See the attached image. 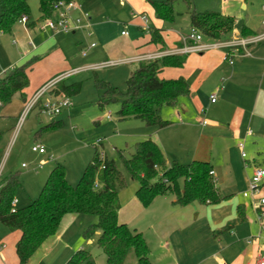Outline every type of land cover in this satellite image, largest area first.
<instances>
[{"label": "crops", "instance_id": "obj_1", "mask_svg": "<svg viewBox=\"0 0 264 264\" xmlns=\"http://www.w3.org/2000/svg\"><path fill=\"white\" fill-rule=\"evenodd\" d=\"M124 1L141 10L139 15L141 27L131 30L137 31L139 35L147 33L146 40H143L142 36L131 38L127 33L121 35V32H124L123 27L114 20L116 18L114 15L124 6L117 4L116 0H74L77 8L72 12H76L81 18L86 15L87 18L83 20L81 29L73 30L70 34L76 36L77 40H82L86 31L87 37L98 42L101 50L106 54L114 49V55H118L119 58L132 57V71L141 61H146L148 58L156 60L172 54L185 58L181 68H164L159 78L182 79L187 83L189 95L180 97L174 107L161 109V117L168 121L169 125L160 129L146 127V130L139 132L138 136L144 138L143 140L148 137L154 141L168 165L170 164L168 157L174 158L179 164H189L194 161L208 163L214 173L215 188L221 195L228 197L213 206L192 203L183 208L174 207L171 199L170 207L173 214L167 217L176 219L180 228L168 231V235L166 233L162 237L164 239L161 241L163 242L161 247L167 249L166 253L171 251L173 264H256L258 255L264 251V242L257 238L259 227L251 201L243 198L241 194L246 189L252 170L264 169V43L248 46V56L234 57L231 64L224 59L226 52L222 48L223 43L204 38L200 52L175 54V51L191 44L182 42L181 39L185 35L173 32L180 40L171 47L168 46L166 43L168 38L158 27L159 22L162 21L156 19L152 3H150L151 14L146 16L144 13L147 10L146 0ZM223 15L234 19L233 15ZM57 17L58 14L53 13L50 19L54 20ZM149 17L157 21V27H152L148 23ZM26 19L25 26L17 22L13 31L7 34L13 38L16 55L12 58L9 56L8 63L2 68L12 66L11 70L19 67L29 57L32 58L25 63L28 66L47 59L51 77L34 95L49 81L60 75H68L62 80L64 84H68L70 76L77 72L73 69L63 71L67 63L64 52L67 39L61 36L69 34L55 33L48 28L41 29L45 20L39 19V13L35 21H30L29 16ZM188 27L191 30L189 22ZM244 28L253 35L264 32L261 23L257 32L248 27ZM151 29L158 31L161 44L151 42ZM127 30L129 31V28ZM240 30L233 29L228 41L244 38L240 35ZM138 37L141 41H138ZM24 91L22 92L24 100L18 96L23 103H26L29 100L27 101ZM51 92L52 90L44 94L42 97L46 99L37 103L40 113L41 105L53 99ZM212 95L217 96L215 103L209 102ZM203 121L206 124L202 125ZM41 127L39 126L37 131ZM36 132L34 141L42 135H37ZM239 143H243L246 167H243L240 158ZM261 196L264 197V181L261 185ZM159 198L167 197L156 198L151 206ZM32 200H29V203ZM192 214L194 221H190ZM66 217L72 216L64 218ZM118 219L121 222L119 216ZM156 227L159 228L158 234L160 230L165 229L162 221Z\"/></svg>", "mask_w": 264, "mask_h": 264}, {"label": "rangeland", "instance_id": "obj_2", "mask_svg": "<svg viewBox=\"0 0 264 264\" xmlns=\"http://www.w3.org/2000/svg\"><path fill=\"white\" fill-rule=\"evenodd\" d=\"M146 1L148 2H146L147 10L143 12L149 16L150 3L158 0ZM172 1L174 21H162L158 26L164 31V36L168 38L166 43L170 47L180 40L173 32L185 36L190 33L184 1ZM191 2L195 10L200 13L217 12L233 15L234 30L237 31L242 27H248L257 32L260 29V23L264 20V0H191ZM116 3L124 6L114 15L116 16L114 20L123 27L122 30L131 38L142 36L143 40H146L147 33L139 35L137 31L131 30L141 27L139 22L141 10H137L124 0H116ZM28 5L29 20L35 21L38 18L37 0H28ZM69 14L73 20L80 19L82 28L85 19L78 16L76 12L71 11ZM148 23L152 27H157V21L152 18ZM70 33L61 36L67 39L64 49L67 63L63 71L71 69L77 71L67 82L68 84L80 83V92L69 98L70 106L52 119L40 113L37 104L23 116L28 102L23 103L18 95L0 109V184L8 176L18 174L19 185L14 197L16 209L26 206L29 200L38 196L48 173L56 164L64 168L66 181L74 187L94 155L96 142L100 141L97 145L100 155H105L107 160L113 161L123 177V186L117 187L120 221L130 230H135L142 235L149 247L150 260L153 264H173L174 258L171 251L166 253L167 249L161 247L163 243L161 241L164 239L162 237L168 231L180 228L176 219L167 217L173 214L170 207L173 197L159 198L151 207L142 209L139 203H135L137 201L134 198L138 183L131 180L123 166L122 157L127 159L134 151V144L143 141L144 138L138 136V133L146 130V127L135 119L120 120L116 115L120 107L118 103L108 104L103 110H99L96 106L99 93L95 87V80L108 82L124 92L125 81L133 69L131 65L133 58H119L118 55H114V49L106 54L101 50L98 42L87 37L86 31L82 40H77V37ZM12 39L9 35L0 34V77L12 67L2 68L8 63L7 58L16 55V45L12 43ZM138 41H141L140 37ZM92 44L95 46L90 48ZM132 49L134 50V46ZM31 58L29 57L20 65ZM49 70L47 59L27 68L29 84L24 91L27 101H30L34 93L51 77ZM45 99L46 97H42L39 100ZM107 114L110 115L109 120L106 118ZM56 122H60L61 126L43 133L34 141V134L39 126H50ZM33 146L42 147L44 154L40 156L32 153L30 149ZM167 159H170V163L178 162L174 158ZM161 221L165 229L160 230L158 234L159 228L156 226ZM190 221H194V214L191 215ZM96 222L95 217L86 215L63 218L57 233L43 243L28 264H65L77 251H84L90 255L89 259L82 264H106L105 255L97 246L98 233L95 232L87 238L83 237L85 230ZM18 235V232L11 231L0 224V264H18L14 251ZM135 263L134 252L130 251L124 264Z\"/></svg>", "mask_w": 264, "mask_h": 264}, {"label": "trees", "instance_id": "obj_3", "mask_svg": "<svg viewBox=\"0 0 264 264\" xmlns=\"http://www.w3.org/2000/svg\"><path fill=\"white\" fill-rule=\"evenodd\" d=\"M74 0H37L40 20L50 19L54 4ZM187 8L191 29L204 39L224 43L234 29L231 16L217 12H196L191 0H183ZM156 19L173 22L175 13L173 1L163 0L152 3ZM28 0H0V33L10 34L21 17H28ZM242 37L253 34L241 28ZM150 40L161 44L158 31L150 30ZM185 58L180 55H165L160 59L141 61L125 81V91L121 92L111 84L95 80L99 93L96 106L103 110L108 104L118 103L116 115L120 120L135 119L145 127L164 128L169 125L161 117V109L174 107L180 97L189 95L187 83L182 79L163 80L159 78L164 68H181ZM28 64L12 68L0 77V109L15 95L24 100L22 92L28 86L26 74ZM80 92V83L59 82L51 92L53 97L71 98ZM60 122L42 126L37 135L57 129ZM133 153L123 166L131 180L138 183L135 198L143 209L151 206L158 197L172 196V205L183 208L192 203L213 206L225 201V197L215 188L209 175L208 163L194 161L189 164L172 162L165 158L151 139L134 144ZM94 155L85 167L78 183L73 187L66 181L64 168L56 164L49 172L36 199L25 207L12 212L19 185L18 174L8 176L0 184V224L19 233L14 251L18 264H28L32 256L50 237H53L65 216H92L96 224L90 225L83 237L98 233L97 246L105 255L106 264H124L130 251L134 252L135 264H152L150 250L142 235L130 230L119 222L120 203L117 187L123 186V177L113 161L100 155L94 146ZM181 185V186H180ZM90 255L84 251L75 252L65 264H82Z\"/></svg>", "mask_w": 264, "mask_h": 264}, {"label": "built area", "instance_id": "obj_4", "mask_svg": "<svg viewBox=\"0 0 264 264\" xmlns=\"http://www.w3.org/2000/svg\"><path fill=\"white\" fill-rule=\"evenodd\" d=\"M76 5L74 2L65 3L60 1L53 5L52 10L54 13L58 14V17L54 20L47 19L44 21L43 28H48L50 31L55 33L69 34L73 30L80 29V19H71L69 16V12L72 10H76ZM84 19L87 18L86 15H83ZM142 20L146 23V20L142 18ZM27 22L26 17H21L18 21L19 24L25 26ZM261 26L264 27V20L261 22ZM1 34V33H0ZM121 35H126L125 32H121ZM202 36L197 33V31L191 29L190 33L184 37H182V42L184 44L191 43L190 45H185L182 49L175 51V54H188V53H197L202 50L201 42ZM264 43V32L256 35H252L248 38H238L233 39L227 42H224L222 48L225 50V61H228L229 64L232 63L234 57H246L248 56L247 47L254 44ZM95 44H92L90 48H93ZM84 54V53H83ZM154 58H148L147 60H152ZM156 59V58H155ZM74 73V72H73ZM68 77L67 74L60 75L49 81L45 86H43L26 104V107L23 111V116H25L38 102L39 99L46 94L48 91L53 90L54 87L61 82L62 80ZM53 97V96H52ZM217 100L216 95H212L209 98L210 103H215ZM70 106V102L68 98L62 97H53L51 100L45 101L41 105V113L46 115L48 118L52 119L57 117L61 111L67 109ZM107 119H110V115L107 114ZM22 120V119H20ZM206 124L205 121L202 122V125ZM100 144V141H97L95 146ZM238 149L240 152V158L242 160L243 167H246V154L244 152L243 143L238 144ZM30 151L32 153L44 154V150L40 146L31 147ZM24 167V166H22ZM209 175L213 178V182L215 184L214 173L212 171L209 172ZM264 181V169L254 168L252 173L248 179L246 189L242 192V197L249 199L251 201L252 209L255 212V219L259 227V232L257 234V238L261 239L264 242V197L261 196V185ZM16 204V200H12L11 206L12 212L14 211V207ZM248 243L250 240L247 241ZM256 264H264V251L260 252L257 257Z\"/></svg>", "mask_w": 264, "mask_h": 264}]
</instances>
